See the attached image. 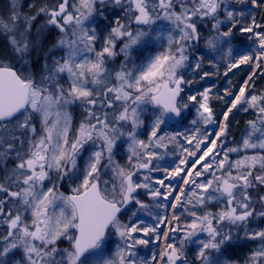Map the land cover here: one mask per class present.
Returning <instances> with one entry per match:
<instances>
[{"label": "snow or ice", "instance_id": "snow-or-ice-1", "mask_svg": "<svg viewBox=\"0 0 264 264\" xmlns=\"http://www.w3.org/2000/svg\"><path fill=\"white\" fill-rule=\"evenodd\" d=\"M236 2L264 7V0ZM108 3L122 15L101 37L96 17H103ZM41 15L46 17L41 28L59 31L57 47L64 55L51 65L46 62L37 78L26 70L25 57L35 47L32 29ZM158 22H167L166 35L154 27ZM224 23L226 31L221 30ZM202 24L210 25L208 49L219 54L227 48L221 56L225 77L242 65L252 66L235 91L227 88L219 97L226 105L221 122L210 104L212 87L186 99L182 95L194 83L183 70L191 67L199 75L203 67L202 57L194 63L189 57L201 39ZM234 30L248 34L255 47L234 52ZM0 32L23 61L17 68L0 59V161H14L0 178V264H10L8 257L16 251H22L26 264H189L186 243L201 233L207 239L196 241L200 264H220L214 253L233 241V229L258 242L249 264H264V229L249 227L253 218L264 219V196H259L262 210L257 211L250 192L264 187V92L256 93L254 87V78L264 75V23L255 15L245 19L244 11L230 8L227 0H55L33 15H21L12 0L11 15L0 18ZM154 44L158 50L153 53ZM136 48L148 50L143 59L133 58ZM119 55L123 61L113 77L107 65ZM209 75L204 72L199 79ZM76 102L84 107V119L70 136L71 116L65 109ZM145 105L153 109L151 125L147 138L140 139ZM190 107L195 116L184 131H164L162 126L180 123ZM234 110L254 111L255 119L247 121L239 146L227 147ZM126 125L129 155L122 166L113 157ZM209 125L218 130L210 132ZM250 149L256 151L247 154ZM177 151L174 167L154 163ZM233 153L244 154L232 159ZM85 158L81 167L78 160ZM161 171L163 178L151 175ZM141 172L146 174L138 178ZM65 182L69 195L60 190ZM139 190L154 203L142 201ZM212 202L218 206L215 212L207 210ZM152 207L170 210L171 217L153 213ZM139 210L155 223L145 224ZM124 214H129L126 222ZM112 234L119 243L109 252ZM62 240L67 248L58 247ZM161 242L150 259L138 256V246Z\"/></svg>", "mask_w": 264, "mask_h": 264}, {"label": "rangeland", "instance_id": "rangeland-1", "mask_svg": "<svg viewBox=\"0 0 264 264\" xmlns=\"http://www.w3.org/2000/svg\"><path fill=\"white\" fill-rule=\"evenodd\" d=\"M55 3V0H17V10L21 13V15H33L35 14L36 10L45 5H51ZM228 6L230 8L234 9H239L244 11L245 13V19L248 18L249 15H253L254 13H259L257 11H260L256 9L255 7L251 6L250 4H238L236 0H227ZM12 11V0H0V18H3L4 20H7L8 17L11 15ZM103 17H96V27H97V33L99 36L103 37L107 35V32L110 30L112 26V21L115 20V18L119 15H122V12L120 11V8L116 6H111V4H107L106 6L103 7ZM261 17H263L262 22L264 23V15L262 12L259 13ZM46 20V17L43 15L38 16L37 20L35 21L32 29V41L35 43V47L32 48L33 50L30 51L29 55L25 57V60L28 61V64L26 66L27 71H31L37 78L40 77V75L43 73L44 70V65L47 62L49 65H51V62L53 59H58L62 55H64V50L60 49L57 47V41L60 39V33L57 29L54 27H43L41 28L42 25H44ZM221 20H224V17L221 16ZM90 27L93 25H89ZM167 26V22H164L161 24L160 22L157 23L154 27H157L160 31L165 32V28ZM228 24L224 23L222 24V31H226L228 28ZM39 31V34L37 32ZM231 41V47L233 48L234 52L235 51H249L250 49L254 48L255 45L248 39V34H242L239 31L234 30L232 37H230ZM102 41L98 40L97 41V48H99L100 43ZM42 45L44 46L43 49L41 48ZM121 45L118 44L117 46V51H119V47ZM203 47V46H202ZM206 47V45H204ZM40 50V51H37ZM158 50V45L154 44L151 48V51L154 53L155 51ZM33 53V57L37 58H42V65L38 64V70H33V65L30 63L29 59L31 56V53ZM148 50L145 51H140L139 48H136L132 51V56L133 58H136L137 60L143 59L144 55H146ZM208 52V53H207ZM227 52V48L224 49L223 53H215L212 52L210 49L207 48L205 53L198 54V55H193L190 57V61L194 63L195 59L197 58H203V67L201 70H199V75L195 71L192 70L191 67H186L183 71L185 73V79L186 80H194V83L188 87H185V92L182 94L185 99L188 94H195L197 91H203L204 88L206 87H212V93L210 97V104L213 108V111L215 113V118L217 122L219 121V116L222 113L223 106H225L224 100L220 99L219 97L223 96L225 89L231 88L233 91L235 89V86L237 82L241 78V74L244 73V70L247 71L250 65H242L238 69H233L231 75L230 73L228 74L227 77L223 75L224 71L226 70V61L221 59V56L224 55V53ZM195 53V52H194ZM47 58V59H46ZM0 59L12 62L17 68H20L21 65L23 64V61H20L18 57H16L12 51L11 45L9 44V38L8 35L0 32ZM36 60V59H35ZM123 61V56L119 55L115 57L112 61L108 63V68L112 72V75L114 77V73L116 70L119 69L121 62ZM212 63L216 64V67L212 66ZM204 72H209L210 75L208 77H205L204 80H200L199 76H202ZM260 72V71H259ZM258 72V73H259ZM212 73H217L215 75H212ZM263 76V81L257 85H260L261 87L257 86V89H255L256 93L264 92V75ZM66 79V77H65ZM229 81L231 83H229ZM257 81V78H256ZM67 87V84L64 85ZM230 99V98H227ZM146 109L141 114V119L144 120L145 127L138 129V134L140 139H146L147 134L150 130V125H151V116H152V107L150 105H145L142 106ZM71 116V129L69 135L71 136L73 132L78 128L79 124L81 121L84 119V107L79 103L76 102L74 104H70L67 106L65 109ZM106 111H110L105 109ZM233 113L229 114V117L232 115L231 119H234L233 121L235 122V115ZM245 114L243 117L245 120V124L243 122L242 126L237 127L239 124H237L236 127H234V122H232V125H228V132L227 136L225 138V144L227 147H237L239 146L246 128H247V121L255 119V113L254 111H248L244 112L241 111L240 115ZM195 116V110L190 107L189 110H186L184 113V119L176 125L174 129L167 128V126H162L164 131L166 132H177V131H184L185 126L189 125V122L194 118ZM111 118V114H110ZM230 119V120H231ZM37 123V128L39 130L40 124L39 121H36ZM129 130V127L126 125L122 131L125 132V135L117 139L116 141V147L114 148V160L123 165L127 164V157L129 155L128 152V138H127V131ZM208 130L210 132H215L218 129L216 128V125H209ZM99 143V141L97 142ZM256 150H248L247 154H252ZM244 153H233L232 159H237L239 155H242ZM178 156L179 152L177 151V155H168L165 157L164 160L157 161L154 163H158L161 168H171L175 166V163H178ZM85 160H78V164L83 167ZM121 161V162H120ZM2 162V169L0 170V178L4 177L6 174V170H11L12 167H14V161L11 158H8ZM145 172H141L138 176V178L142 177ZM151 175L154 178H163L164 172H152ZM111 176V173H109L108 176H105V179H109ZM178 181H173V183H177ZM167 183V181H166ZM62 192H64L65 195L68 193L71 194V189L68 185L67 182H65L61 189ZM140 191V199L144 201L145 203L152 204L154 202L151 201V198L147 195L143 194V190ZM251 195L253 197V207L257 211L262 210V205L259 202V196H264V187H260L258 189H252L250 190ZM169 201H171V197L169 198ZM164 203V201H161ZM130 208H134V205H130ZM152 212L153 213H158L160 215H167L169 218L171 217V211H165L164 209H157L155 207H152ZM207 210L211 211H217L218 206L215 204V202H212L211 204L208 205ZM129 214H124L122 216V219L126 222L128 219ZM138 216L139 218L145 223V224H154L155 220L153 219L152 216L148 215L145 211L139 210L138 211ZM249 227L252 229H264V219L262 218H253L250 223ZM162 230L167 231L168 228L166 225H161ZM233 236L234 239L232 242L229 244L225 245L224 248L221 250V253H214L215 256H218L220 259V264H249V258L252 255V252L257 248L258 242L257 241H251L248 239L244 238V232L239 231L237 232L235 229H233ZM238 237V238H237ZM207 239V235L205 233L199 234L197 237L193 238L192 242L186 243L185 246V254L187 257V260L189 264H200L199 260L197 259V253L199 250V244L196 242L198 240H203ZM63 241V240H62ZM66 241V240H65ZM68 243V242H66ZM119 243V238L112 234L109 236V239L106 244V248L109 252L114 251L116 248V245ZM162 247V242L156 245L150 244L148 247L144 246H138L137 248V253L138 256L143 258V259H150L151 255L153 252H158L160 248ZM229 247H233L234 249H239L241 248V255L242 257H235L236 254L234 253H227V256L223 255V250ZM15 254L17 256H15ZM233 257V258H229ZM8 260L10 264H16L17 261H20L21 264H26L23 258V253L22 251H16L14 255H10L8 257Z\"/></svg>", "mask_w": 264, "mask_h": 264}, {"label": "trees", "instance_id": "trees-1", "mask_svg": "<svg viewBox=\"0 0 264 264\" xmlns=\"http://www.w3.org/2000/svg\"><path fill=\"white\" fill-rule=\"evenodd\" d=\"M257 9V8H256ZM258 10H260V11H257V12H262V14L264 15V7H262V8H259ZM259 13H254L253 15H255V17H256V19H257V22L258 23H261L262 22V19H263V17H261L260 16V14ZM198 30H199V32H200V35H201V39L198 41V42H196L195 43V46H194V48L193 49H190L189 50V57H191V56H193V55H198V54H204L205 53V51L207 50V47H204V45H206V41L209 39V37H210V35H211V31H210V25L209 24H202V25H198ZM203 46V47H202ZM43 45H42V49H43ZM226 49V48H225ZM33 50V49H32ZM195 52V53H194ZM33 53L34 52H32L31 53V56H30V59H29V61H30V63L33 65V70H34V68H35V70H38V64L37 63H39V64H41L42 65V58H41V56H40V58H37V57H33ZM208 53V52H207ZM36 59V60H35ZM249 69L247 70V71H245L244 70V73H242L241 74V78H240V80L237 82V84H236V86H235V89H234V91L242 84V82L244 81V80H246L247 78H248V76L249 75H251V72H252V66L250 65L249 67H248ZM257 72H259L260 70L259 69H257L256 70ZM231 75H233L232 73H230ZM256 78H257V81H256ZM255 79V89H257V86L258 87H261L260 85H257V84H259V83H261L262 81H263V76H261V75H257V77H255L254 78ZM225 107H226V105L225 106H223V110H222V112L225 110ZM242 111V110H241ZM241 111H237V112H234V117H235V122L233 121L234 119H231L232 118V115L229 117V123H228V125L229 126H231L232 125V122H234V127H236L237 126V124H239L237 127H240V126H242V124H243V122H244V124H245V120H244V116H245V114H243V115H240V112ZM222 116H219V121L218 122H221L222 121ZM231 119V120H230ZM121 162V161H120ZM224 252H223V255L224 256H227V253H235L236 254V256L235 257H239V259H240V257H242V255H241V248H239V249H234L233 247H229V248H226V249H224L223 250ZM228 257V256H227ZM229 258H233V257H229Z\"/></svg>", "mask_w": 264, "mask_h": 264}, {"label": "flooded vegetation", "instance_id": "flooded-vegetation-1", "mask_svg": "<svg viewBox=\"0 0 264 264\" xmlns=\"http://www.w3.org/2000/svg\"><path fill=\"white\" fill-rule=\"evenodd\" d=\"M109 4H111V3H109ZM111 6H114V5L111 4ZM120 11H121V9H120ZM2 166H3L2 162L0 161V170L2 169ZM0 195H2V194H0ZM67 195H69V193ZM0 231H3V227H0ZM108 239H109V237L107 238V241H108ZM66 242L67 241H65V240L58 242V247H60L62 249L67 248L68 243H66ZM12 255H14V254H12ZM15 256H17V255L15 254Z\"/></svg>", "mask_w": 264, "mask_h": 264}, {"label": "water", "instance_id": "water-1", "mask_svg": "<svg viewBox=\"0 0 264 264\" xmlns=\"http://www.w3.org/2000/svg\"><path fill=\"white\" fill-rule=\"evenodd\" d=\"M176 124V121L175 120H173V121H170V122H168V126H173V125H175Z\"/></svg>", "mask_w": 264, "mask_h": 264}, {"label": "bare ground", "instance_id": "bare-ground-1", "mask_svg": "<svg viewBox=\"0 0 264 264\" xmlns=\"http://www.w3.org/2000/svg\"><path fill=\"white\" fill-rule=\"evenodd\" d=\"M37 51H40V50L37 49Z\"/></svg>", "mask_w": 264, "mask_h": 264}]
</instances>
